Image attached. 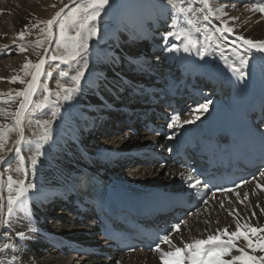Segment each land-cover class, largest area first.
Here are the masks:
<instances>
[{
    "label": "bare ground",
    "instance_id": "1",
    "mask_svg": "<svg viewBox=\"0 0 264 264\" xmlns=\"http://www.w3.org/2000/svg\"><path fill=\"white\" fill-rule=\"evenodd\" d=\"M53 1L46 3L43 0H0V78H3L0 80V92H13L12 87H15L16 83H8V80L21 70L23 57L18 60L10 59L16 53L13 45L22 41L16 39L17 35L26 27L29 31L44 26L39 24L38 27H33L39 21L51 19L60 10L52 6L55 5ZM163 2L167 3L166 0H145L142 2L144 6L139 4L134 9L123 12L114 30L102 41V45H105L102 51L97 50L92 59L86 53L90 56L88 59H91L88 71L91 75L87 76L86 82H80L81 87L77 92L79 95L72 96L80 104L72 107L73 114L59 115L62 117L60 121L50 117L51 122H55V129L48 134L42 154L37 157L33 171L29 172L28 176L34 172V179L31 182L28 180L27 183L32 187L24 198L22 208L12 217L11 224L0 227V242H11L16 246L15 250L0 253V259H4L5 264L13 257L14 264H117V261H120V264H162L160 252L156 251L151 254L140 252L122 254L113 261L98 255L70 254L74 248L103 246L96 235V227L92 220L78 221L76 215L67 216L69 214L61 210L52 217V214L48 215L50 212L48 208L52 210L54 201H63L62 196L72 192L79 178L88 173L97 174L101 186L113 193L144 195L151 190L176 188L181 171L175 167L136 162L133 167L131 166L133 169L123 173L112 169L110 163L113 162L114 165L113 157L116 155L121 161L127 162L131 157L128 152L139 148L142 151L156 150L162 156H171L182 142L202 135L209 123L222 115L227 103L238 89L243 91L249 103L261 92L264 85V53L248 49L247 45L236 39V36L254 41L264 40V15L249 10L257 3H264V0H210L213 9L224 6L227 12L226 16L220 18H217L218 13L212 16V29L223 27L227 22V26L234 31L231 35L224 33L225 38L218 41L222 45L223 55L214 44L206 48L203 57L193 49V54H196L194 64L191 63L192 50L185 52L182 40L163 39L164 34L171 30L169 25L172 24V15L166 19L172 13L171 9L168 5L164 8ZM193 7L202 8L194 3ZM233 17L237 19L233 20ZM179 19L177 17V23ZM196 33L199 40L203 41V33ZM126 42L129 44L124 48L122 44ZM173 44L178 50L168 51ZM200 47L201 45L197 48ZM50 48L51 45L46 44L39 61L46 59ZM233 49L238 52V56L233 55ZM161 53L164 61L157 58ZM241 57L248 60L243 79L233 71L240 66ZM44 65L31 103L40 86ZM31 80L32 75L28 83ZM183 83L193 88L195 92L205 93L202 104H208V109L199 111L200 105H196L198 99L192 96L189 105L191 109L180 116L182 124L184 120H190L191 123L183 124L179 128L168 127L170 137L178 140L177 146L171 148L168 138L156 140L144 131L133 136L124 117L135 116L136 122H139L140 116L147 117L146 120L152 119L153 113L148 111L150 108L147 105L148 98L154 96L158 99V95L168 94L174 87ZM122 93L124 96H119ZM3 98L7 99V96ZM22 99L23 97L15 100V103L0 107L15 111ZM86 99L89 101L83 102ZM93 117L96 118V125L90 127L89 125L94 123ZM110 118L118 120L111 122L113 125L110 129H102L103 124L106 127L111 121ZM8 121H11V118L0 117V124ZM92 129L96 131L95 137L88 140L87 133ZM96 140L99 142H95ZM15 141L16 138L9 143L7 153L2 155L4 162L0 163V175L14 149ZM130 144L143 145H134L133 148L126 149ZM100 163L105 167H98ZM121 178L133 180L140 186L136 187ZM153 183L157 184L147 186ZM257 184L264 186V174L256 176L252 183L244 185L239 190L216 195L189 216L178 233L170 232V238L176 247L163 244L160 247L161 251L176 252V248L184 249L185 244L206 240L209 235H217L218 240H227L228 235L223 234L224 230L228 234L236 231L237 222L242 226L247 223L250 227L264 228V191L257 188ZM2 191L3 187L0 188V194ZM244 193H248L247 200L244 199ZM3 201L6 208V197ZM61 204L67 206L64 202ZM45 211L46 216L53 218L51 226L43 224ZM21 231L24 236L18 238L17 233ZM241 232L251 238L256 247L255 252L260 251L264 241H258L257 236L264 233L246 232L243 227ZM48 245L51 247L47 248ZM236 246L243 248L246 254L258 258L257 254L247 247V242L242 237L236 241ZM190 251L179 252L176 257L169 258L168 263L174 262L180 253H184L186 255L184 264H193L189 258ZM237 255L240 253L233 249L223 259L230 260ZM259 264H264V260Z\"/></svg>",
    "mask_w": 264,
    "mask_h": 264
},
{
    "label": "snow or ice",
    "instance_id": "2",
    "mask_svg": "<svg viewBox=\"0 0 264 264\" xmlns=\"http://www.w3.org/2000/svg\"><path fill=\"white\" fill-rule=\"evenodd\" d=\"M74 6L67 12L65 16L61 18V14L64 12V8H61L57 11L51 19L47 21H39L37 24L33 25V27H38L39 24H43L44 28L41 29L46 36L50 37L52 35V26L54 24L58 25L59 29V39L56 40L57 48H63L65 51L64 55H53L50 57L51 60L56 61L59 60L63 64H68L69 61L75 60L77 56L81 55L82 51H86L88 48V39L95 36L97 34V29L94 24L90 22H94L100 17L102 11L108 6L109 0H79L78 3H75L73 0ZM167 5L170 7L172 12V24L169 25L171 30L167 31L164 34L163 39L165 41H169L170 38H175L177 40H182L184 47L183 50L185 52L190 51V49H196L198 54L203 57L204 52L207 47H211L213 44L217 49L221 50V55H223L222 45L218 42L224 39L223 34L228 33L229 35L233 34L234 29L227 26V22H225L223 27H217L215 29H210L208 26L204 24V22L208 21L211 16L216 15L219 16L217 18L223 17L227 15L224 6H218L213 9V6L210 3V0H201L203 5L202 8H194L193 0H166ZM55 7V5H52ZM64 7H68L65 5ZM250 11L259 12L264 15V3H257ZM177 17H183V22L188 26L187 29L178 27ZM236 20V17L232 18ZM71 26L78 27V31L75 36H68L67 29ZM195 29L196 32L203 33V41L199 39L193 38L192 32L190 29ZM28 31L27 27L24 30H21L17 35L16 39L23 40L25 38V33ZM86 33V35H83ZM220 35L217 36L216 34ZM237 40H241L244 45H247L248 49L255 50L259 53H264V40L254 41L251 39L244 38L243 36H236ZM15 42V41H14ZM43 41H36V47H41ZM197 45H201L200 48H197ZM20 52H24L26 49L23 45L19 46ZM168 51H176L177 46L173 44L171 47L167 49ZM233 55L238 56V52L233 49ZM45 63L44 59H41L39 63L35 65H30L29 62H25L21 66V70H27L29 67L35 69V72L32 73V80L28 83V86L25 90L19 91L15 93V96L9 93L0 92V105L15 103L16 97H23L19 102V107L15 109V111L8 110L4 107H0V117H4L5 119L11 118L14 121V126H9L7 124H0V152H3L6 144L8 143V133L10 131H15L17 133V139L15 143V152H16V160L18 161V166L15 171L27 174V169L25 167V158L20 155V143L23 141V130H22V122L25 118V113L27 112L29 105L31 103V97L35 91L37 81L39 79L41 70ZM239 67L233 69L234 74H236L240 79L244 78V68L248 65V60L241 57L239 60ZM87 65L85 64V67ZM27 74V73H26ZM83 69H80L76 72L75 75L71 76V81L73 82L74 87L63 88L58 84V87H61V91L64 93L63 99L70 100L72 98L73 93H75L80 85L81 77L83 76ZM49 76L52 75L51 72L48 73ZM61 77L68 76V72L61 71L59 73ZM3 78H0L2 80ZM23 83L24 81L20 80L18 76L13 75L11 79L8 80V83ZM45 93L48 92L47 87L44 89ZM61 95L60 92L56 93V96L59 98ZM7 96V99L3 97ZM48 95L44 96V99L37 103L35 107L37 109H42L47 106L48 103ZM208 104L200 105L199 111H207ZM59 111L58 107L53 108L52 116L55 117L57 112ZM191 123L190 120H184L183 124ZM51 124V121L45 120L41 123L40 127L43 129V132L40 136V140L46 141L48 139V128ZM183 124L180 122V116L178 114H174L170 122L168 123V127L171 128H179L182 127ZM171 138V137H169ZM41 145L39 143L36 144V154L31 157V163L35 166L37 160L36 155L39 154ZM4 162V157L0 155V163ZM9 169H6L8 171ZM191 179V178H190ZM247 183V181H245ZM200 184L199 180H196L194 184H189V187H196ZM3 187V181L0 180V188ZM32 187L31 184L25 186L24 180H14L12 176H8L7 178V204H6V213H5V205L3 198L0 197V227L9 226L11 224L12 217L16 214V212L22 208L24 204V198L27 196L29 189ZM261 191H264V186L260 184L256 185ZM231 191V189H229ZM244 199H248V193H244ZM207 203V201H205ZM259 206V205H257ZM231 214V213H230ZM255 215V213H253ZM246 232L264 233V228H254L250 227L249 224H244L243 226L237 222L236 231L228 234L226 230H224L223 234L228 235L227 240H218L217 235H209L206 240H196L191 244H185L184 249L176 248V252H163L160 249L161 244H167L170 247L175 248L176 245L173 243V240L170 238L169 234H164L159 237V242L156 244V247L152 249L153 251L160 252V260L162 264H168L169 258L176 257L177 254L184 250H191L189 254V258L192 260L193 264H259L261 260H264V257L257 258L252 255H248L245 253L243 248L236 246V241L241 237L247 242V247L252 249L253 252L256 251V247L253 245L251 238L248 235H245L241 232V228ZM173 231L179 230V225L173 226ZM24 233L18 232L17 237L23 238ZM11 240V237H9ZM258 241H264V235L257 236ZM16 246L11 242L3 243L2 247H0V253H6L7 250H15ZM239 252L240 255L233 256L232 259L226 260L223 257L228 256L232 250ZM260 251L264 252V245L260 246ZM198 258V259H197ZM15 257L11 260H7L6 264H14ZM0 264H5L4 259H0ZM117 264H120V261H117ZM175 264H182L180 259L175 261Z\"/></svg>",
    "mask_w": 264,
    "mask_h": 264
},
{
    "label": "rangeland",
    "instance_id": "3",
    "mask_svg": "<svg viewBox=\"0 0 264 264\" xmlns=\"http://www.w3.org/2000/svg\"><path fill=\"white\" fill-rule=\"evenodd\" d=\"M49 1L50 0H43V2H46V3H49ZM69 1H71V2H69ZM144 1L145 0H109L108 6L104 9V11H102L100 17H98L96 21L90 22L91 24H94V26L96 27L97 34L88 39L87 50L82 51L81 55L77 56L75 60L69 61L68 64H63L59 60L53 61L50 59V57L53 55H64L65 54L64 49L63 48L58 49L57 45H56V40L59 39V29H58V25H56V24H54L52 27V35L50 37L46 36L43 32H41V29L44 28V26H39L38 29H34V30L30 29L29 31H27L25 33V38L21 42H17V44L15 42V44L13 45V48H14V52H16V53H14L10 59L18 60V59H21V57H23L21 60L22 65L26 61L29 62L30 65H35L39 61V59L41 58L40 55L43 54L46 44H48L49 46L51 45V48H50L48 54L46 55V59H45L46 63L44 65L42 78H41V81L39 84L40 86L37 90V93L34 96V99L32 100L31 105L29 106V108L25 114V118L22 122V127H23L22 130H24L23 131V141L20 143L19 147L21 149L20 155H22L25 158V167L27 169V174L25 175L24 173H20V172L15 171V169L18 166V161L16 160V152L14 150L15 146H14V149L12 151V153L14 155L12 153H10V155L8 157L7 164L2 168L0 180L3 181V191L1 192L0 195L3 198L6 197V204H7V196H8V191H7V178H8V176H12V178L14 180H24L25 186H27L28 180L31 182L34 179V172L31 174V176H28V175H29V172L33 171L34 166L31 163V157L34 154H36V144L39 143L41 145L39 154L36 155V159H37V157L42 154L43 146L45 143V141L40 140V136L43 132V129L40 127L42 121H45V120L51 121L50 117H53L52 116L53 108L58 107L59 111L57 112V115L54 118L57 119L58 121H60V120H62V117H60L59 115L64 116L65 114H63V113L73 114L74 112H73L72 107H75L78 104H80V102H76V100L73 98H71L70 100H64L63 99L64 93L61 91V87H58V84L61 85L65 89L70 88V87H74L73 82L71 81V76L75 75L76 72L79 71L80 69H83V72H84L83 76L81 77L80 82H86L85 80H86L87 76L91 75L88 72L89 71V65H90L89 63L91 62L92 57H95L94 53L97 50L99 52H101L103 47L105 46V45H102V41L107 37V35L109 36L111 31L114 30V28L117 25L118 20H120V18L122 17L123 12L126 13V12L130 11L131 9H134L137 5H139V4L142 5L143 4L142 2H144ZM159 1H164V0H159ZM53 2L55 3V6L57 8H59V9L64 8V12L61 14V18L63 16H65L67 14V12L74 6L73 0H54ZM78 2H79V0H75V3H78ZM193 3H194V5H198V6L200 5L201 7H203L201 0H198V1L193 0ZM65 5H67L68 7H64ZM163 5H164L163 7L165 8L167 3H164ZM142 6H144V5H142ZM167 15H168V13L165 14V17ZM171 15H172V13L170 15H168L166 17V19L171 18ZM179 18H180L179 19L180 21L178 23V27L187 29L188 26L183 22V17H179ZM204 24L206 26H208L209 28L211 27L210 29H212V16L209 18L208 21L204 22ZM78 30H79L78 27L71 26L67 29V35L68 36H75L76 32ZM190 31L192 32L193 38L199 39L198 34L196 33L194 28L190 29ZM8 33H10V30H8ZM83 35H86V33H83ZM38 40L43 41V44L41 47H36V41H38ZM20 45H23L25 47L26 50L24 52H20V50H19ZM122 46L127 47V42L125 44H122ZM199 46L200 45H197V47H199ZM146 49H148V47ZM190 50H192L190 52V55L193 57L191 59V63L194 64L195 59H196V54H193V49H190ZM86 53H88L91 56V59H88L90 56H87ZM84 54H85V56H84ZM144 54L147 57V54L146 53H144ZM157 58H162V60L164 61V59L162 57V53L160 55H158ZM85 64L87 65L86 67H85ZM33 71H34V68H32V67H29V69H27V70H23V71L20 70L19 71V73L16 76H18L19 79L24 81V82L23 83L17 82L16 86L12 87L13 88V92H12L13 96H15L16 92L23 91L26 89V87L28 86L27 85L28 80L31 77ZM61 71H66V72H68L69 75L66 77H61L59 75V73ZM49 72L52 73L51 76L48 75ZM226 73H227V71H226ZM138 83L145 84L146 82H138ZM45 87H47V89H48L47 93H45V91H44ZM80 87H81V85H79L78 90L75 93H73L72 96L79 95V94H77V92L79 91ZM114 91H115V87H114L113 92ZM57 92L61 93L59 98L56 96ZM113 92H111V93H113ZM46 94L49 97L47 106L42 108V109H37L35 107V105L37 103H39L40 101H42ZM119 96L123 97L124 94L123 93L119 94ZM20 98L21 97H16V100H19ZM88 101H89V99H86L83 102H88ZM100 111H102V110H100ZM100 111H98V112H100ZM110 116L112 117V113L110 114ZM57 117H59V118H57ZM93 119H94V123L90 124L89 125L90 127L96 125V118L93 117ZM5 124H7L9 126H14V121L13 120L8 121ZM53 129H55V122H51V124L48 128V134H50ZM94 137H95V135H94ZM15 138L17 139V133L15 131H10L8 133V143L6 144L4 151L0 152V155H5L7 153V150H8L7 148H8L9 143L11 141H13ZM86 138H88V140H91V135L88 134L86 136ZM144 144H146V143H144ZM134 145H143V144H130V145L126 146V149L133 148ZM132 152L133 151L128 152L129 156H131ZM100 166H102V165H100ZM131 166L133 167L134 165L122 167V168H120V171L124 173L126 170L133 169V168H131ZM6 169H9V170L6 171ZM121 179L128 181V183H130L136 187L140 186L133 180L126 179V178H121ZM156 184L157 183H153V184H149L147 186L156 185ZM141 187H145V186H141ZM59 210H61V209L49 210V208H48V211H52V212H48V215L52 214V217H53V216H55V214L58 213ZM62 211H64V210H61V212ZM65 213H68V212H65ZM46 214H47V212H46ZM67 216H71V215L69 214ZM52 217L47 216L44 220V224L51 226L52 219H53ZM2 245H3V243L0 244V247H2ZM50 247L51 246L48 245L47 248H50ZM47 248L45 250H47ZM254 253L257 254L258 258L264 257V252H262V251H257ZM70 254H74V253H70Z\"/></svg>",
    "mask_w": 264,
    "mask_h": 264
},
{
    "label": "water",
    "instance_id": "4",
    "mask_svg": "<svg viewBox=\"0 0 264 264\" xmlns=\"http://www.w3.org/2000/svg\"><path fill=\"white\" fill-rule=\"evenodd\" d=\"M140 149V148H139ZM140 150H142V149H140Z\"/></svg>",
    "mask_w": 264,
    "mask_h": 264
}]
</instances>
